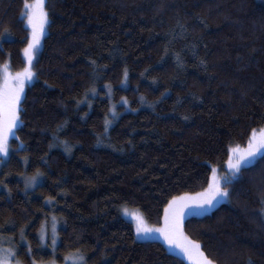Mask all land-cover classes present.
I'll return each mask as SVG.
<instances>
[{
    "label": "trees",
    "instance_id": "obj_1",
    "mask_svg": "<svg viewBox=\"0 0 264 264\" xmlns=\"http://www.w3.org/2000/svg\"><path fill=\"white\" fill-rule=\"evenodd\" d=\"M23 5L0 0V83L6 63L25 67ZM45 8L36 79L0 169V241L12 239L23 264H62L75 253L85 264H187L161 241L137 240L121 209L161 225L172 197L204 191L230 148L264 128V0ZM37 172L42 182L26 191L22 177ZM226 187L228 201L186 218L184 232L216 264H264V157ZM52 217L55 251L40 239Z\"/></svg>",
    "mask_w": 264,
    "mask_h": 264
},
{
    "label": "snow or ice",
    "instance_id": "obj_2",
    "mask_svg": "<svg viewBox=\"0 0 264 264\" xmlns=\"http://www.w3.org/2000/svg\"><path fill=\"white\" fill-rule=\"evenodd\" d=\"M44 5L45 0H34L32 3H29L28 0H24L23 7L25 11L22 15L25 17L31 30L27 47L24 49L28 66L25 67L22 72H17L14 77L6 76L3 85H0V156L7 157L9 154L8 140L11 135H14L13 129L17 126L19 120V103L24 94L25 81H31L34 75L31 70V61L34 50L39 45L40 36L43 34L44 27L48 23L47 12L45 11ZM8 35L10 36L11 33H8ZM6 68L7 66H5V71ZM124 76L126 79L127 70H125ZM91 91L95 92V89ZM124 102L126 103V101ZM113 115H115L114 110ZM105 123L107 124L109 122L106 121ZM64 143L66 145V142ZM230 152L234 155L235 159L233 160L232 156H230L228 167L231 171L227 175L222 178L218 177L216 169L213 168L211 181L204 191L197 193L195 196L184 194L172 197L164 208L163 226L160 228L152 229L145 227L143 219L137 216L136 233L139 235L141 233L159 232L169 245H174L179 248L191 261V264H216L214 259L205 255L198 242L189 239V237L185 235L183 228L185 211L192 207L201 211H208L229 196L226 186L233 183L241 173V169L251 165L257 156L264 157V129L261 130L259 136H257L256 131L253 129L246 149L241 150L239 147H236L231 148ZM3 162V160H0V163ZM39 175H41V173L37 172L33 176L26 177V187L34 186ZM222 181L225 187L221 186ZM0 183L3 182L0 181ZM262 203H264V201H262ZM54 220L55 217H53V221ZM20 235L21 239H23V229H21ZM44 238L45 228L41 226V241H43ZM52 244L53 246L56 244L55 227H53ZM27 253H31V247L27 249ZM16 256L17 253L13 248H5L2 246V243H0V264H13V262H15V264H20ZM67 259L68 258H66V260ZM77 262L83 264L84 256L79 253L75 254L72 259V264H77ZM32 264H35V262L33 261Z\"/></svg>",
    "mask_w": 264,
    "mask_h": 264
},
{
    "label": "rangeland",
    "instance_id": "obj_3",
    "mask_svg": "<svg viewBox=\"0 0 264 264\" xmlns=\"http://www.w3.org/2000/svg\"><path fill=\"white\" fill-rule=\"evenodd\" d=\"M32 2H34V0H32L31 2L29 1V3H32ZM46 2H47V0H45L44 8H45V6H46ZM45 11H46V8H45ZM46 12H47V11H46ZM47 17H48V14H47ZM25 23H26V25L28 26L26 20H25ZM48 24H49V18H48V23H47V24L45 25V27H44L43 34L40 36L39 45H38L37 48L34 50L33 58H32V61H31V70H32V72L34 73V75H33L31 81H25L24 94H25V91H26L27 87H28L30 84H32V83L35 81V79H36L35 64H36V61H37V59H38V56H39V54H40V52H41V50H42V48H43L44 39H45V37H46V35H47V33H48ZM28 28H29V26H28ZM29 29H30V28H29ZM30 31H31V30H30ZM26 47H27V46H26ZM26 47H25V48H26ZM23 56H24V59H25V67H27V66H28V61H27V57H26L25 54H24V51H23ZM5 66H7L6 71H5ZM25 67L23 68V70L25 69ZM23 70H22V71H23ZM20 72H21V71H20ZM16 73H17V72L14 71V70L11 68L10 63H6L4 66H2L3 80H2V82L0 83V85H3L6 76H7V77H14ZM24 94H23L22 97H21V100H20V103H19V109L21 108V101H22V99H23V97H24ZM113 110H114V112H115V115H113ZM110 115H111V117H113V118L117 117L116 106H115V105L113 106ZM20 124H21V119H20V111H19V120H18V122H17V126L13 129V133H14V135H15V133H16V129L18 128V126H19ZM262 129H264V128H262ZM262 129H261V130H262ZM261 130H255L257 136H259ZM14 135H11V136L9 137V140H8V146H9V154H8V156H7V157L0 156V160H3L4 162H6V161L8 160V158L10 157V154H11V151H12V148H11V139L14 137ZM236 147H239L241 150L247 148V146H232L231 148H236ZM231 148H230V149H231ZM230 156H232V159H233V160L235 159L234 155H232L231 152H229V157H228V159H227L225 165H224V166H215V167H214V168L216 169V174H217L218 177H221V178H222V177H224L225 175H227V174L231 171V169L228 167V161H229ZM259 157H260V156H257V158L255 159V161H254L253 163H255ZM4 162H3V163H4ZM3 163H0V169H1V166H2ZM253 163H252V164H253ZM22 178L24 179L23 181H24V183H25V178H26L25 175H24ZM43 178H44V177H43L42 174L39 175V176L37 177V180H36V183H35L34 186L26 187V184H25V189H26V191H32V190H34V189L36 188V186L42 182ZM211 178H212V176H211ZM223 185H224V184H223V181H222V182H221V186L223 187ZM188 195H189V196H195L196 194H188ZM228 198H229V196H228L226 199H224V200L220 201L219 203H217V205H216L214 208H212V209H210V210H208V211H201V210L196 209V208H194V207L187 209V210L185 211V215H184V219H183V224H184L185 219L188 218L189 216H192V215H200V216H201V215L210 214V213H211L213 210H215L218 206H220L221 204L227 202V201H228ZM48 201H49V200H48ZM121 211H122L123 216H124L128 221H130V222H132V223L134 224V226H135V231H136V223H137L136 217H137V216H139V217H141V218L143 219V221H144V226L147 227V228L155 229V228H160V227L163 226V222H162L161 225H154V224L149 223V222L146 220V218H145V216L143 215V213H142L141 211H139V210H136V209H133V208H130V207L123 206L122 209H121ZM53 227H55L56 246H53V244H52V238H53ZM56 227H57V219H55V220L53 221V217L50 218V222H49L48 224L44 225V228H45V238H44V240L42 241V244H43L44 247H46V248L48 247V248H50V249L53 250V251H55V249H56V248L58 247V245H59V235H57V232H56V229H57V228H56ZM184 233H185V232H184ZM185 235H186V234H185ZM136 238H137V240H139V241H144V240H148V241H149V240H150V241H152V240L161 241V242H163V243L166 245V247L168 248V250H169L171 253H174V254L179 255L180 257H182V258L186 261L187 264H191V261L185 256V254H184L179 248L175 247L174 245H169V244L164 240L163 236H162L159 232L141 233V234H139V235L136 233ZM189 239H191V238L189 237ZM191 240H193V239H191ZM21 241L25 243V242H26L25 237H23V239H21ZM49 241H50V244L48 243ZM19 242H20V241H19ZM196 242H198V241H196ZM0 243H2V246H3V247H5V248L11 247V248H13L14 251H16V245H15L14 241H12V239L2 240V241H0ZM198 243H199V242H198ZM199 244H200V243H199ZM200 245H201V244H200ZM201 250H202V248H201ZM202 251H203V250H202ZM75 254H77V253H75ZM75 254H73V255L67 257L68 259L66 260V262H65V263H62V264H72V259L74 258ZM16 259H18V260L20 261V259H19L17 256H16ZM53 262H54V264H61V263H58L55 259H52V260L48 261L47 263L35 262V264H53ZM13 264H15V262H13ZM20 264H23V263L20 261ZM77 264H79V262H77ZM83 264H85V260H84Z\"/></svg>",
    "mask_w": 264,
    "mask_h": 264
}]
</instances>
